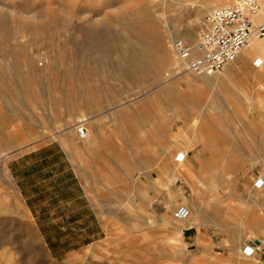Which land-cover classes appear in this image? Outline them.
I'll return each mask as SVG.
<instances>
[{"label":"rangeland","instance_id":"1","mask_svg":"<svg viewBox=\"0 0 264 264\" xmlns=\"http://www.w3.org/2000/svg\"><path fill=\"white\" fill-rule=\"evenodd\" d=\"M211 1L0 0V264H261L189 248L173 218L187 203L167 202L264 177V64L228 66V89L188 72L191 83L169 79L134 31L146 11L144 28L161 31L173 49L191 26L200 36ZM82 113L96 139L91 150L75 126ZM59 129L64 137L52 139ZM49 145L66 151L93 211L84 232L51 215L73 196L52 164L36 187L42 210L31 208L9 170ZM235 158L243 163L231 165Z\"/></svg>","mask_w":264,"mask_h":264},{"label":"crops","instance_id":"2","mask_svg":"<svg viewBox=\"0 0 264 264\" xmlns=\"http://www.w3.org/2000/svg\"><path fill=\"white\" fill-rule=\"evenodd\" d=\"M239 59L233 64L239 62ZM239 162L240 160L235 158L231 165ZM44 164H52V167L57 169L55 178L66 179L69 187H73L70 201H60L59 207L57 206L51 215L71 218L73 222L71 225L76 226V232H84L82 227L88 226L87 220L92 218L93 211L81 187L78 186L77 176L70 166L66 151L61 146H44L37 153L25 154L13 162L9 170L26 195L31 208L42 210L41 200L38 198L41 190L39 189L40 193L36 195V187L49 175L43 167ZM257 179L264 180V177L248 176L244 182L234 179L226 188V192L222 190L225 185L221 183L220 188L214 190L209 188V191H204L203 194L201 191L195 202L186 200L181 194H177L174 199L169 198L167 202L169 206L187 203V207L192 211L190 219L180 222L183 223L181 227L187 246L200 252L212 251L213 254L229 258L240 257L244 246L255 248L253 255L255 260L264 264V186L256 190L254 185ZM170 189L172 190L173 186ZM65 206L71 209L68 213L64 211ZM38 214L43 215L41 212ZM53 231L62 232L58 229ZM92 234L94 231L86 234V237ZM257 241L259 244H256Z\"/></svg>","mask_w":264,"mask_h":264},{"label":"built area","instance_id":"3","mask_svg":"<svg viewBox=\"0 0 264 264\" xmlns=\"http://www.w3.org/2000/svg\"><path fill=\"white\" fill-rule=\"evenodd\" d=\"M256 17L262 20L259 22ZM255 41H264V0H233L204 18L198 47L175 39L173 49L186 72L197 77H211L236 62ZM77 132L81 141L89 138L86 122L78 126ZM191 214L188 207L181 206L174 219L184 222ZM254 254L249 248L243 251L246 257Z\"/></svg>","mask_w":264,"mask_h":264},{"label":"bare ground","instance_id":"4","mask_svg":"<svg viewBox=\"0 0 264 264\" xmlns=\"http://www.w3.org/2000/svg\"><path fill=\"white\" fill-rule=\"evenodd\" d=\"M222 1H224V0H219V2H222ZM211 9H218V5H217L216 0L207 3L204 6V8L201 10V13H203L205 11H209ZM148 14H149L148 12L144 11L141 19L139 21L135 22V26H134V31L136 33L135 36H137L141 41H144L143 44L147 49L146 50L147 55L152 56L154 65H157L159 67L167 66L169 68V74L167 75V77H169V79H173L174 77L176 78L178 76L179 77L182 76L181 77L182 81L189 82L190 79H189V76L187 74H185L186 73L185 70H182V72H177L179 66L177 65V62H176L177 60H175V56H174L173 49H172L171 45L169 46V43L166 42L165 34L160 33L161 31L159 32L156 29L144 28L143 24H145V22L150 21V19L149 20L147 19L149 17ZM255 19L259 22L262 20L261 17H256ZM3 25H4V18L2 15H0V28H2ZM127 30L130 31V29H127ZM179 36H180L179 37L180 39L185 40L186 42H188L189 44H191L194 47H198L200 44V36L197 35V29L194 28V26L193 27L191 26V27L185 29L183 33L179 34ZM160 54L162 55V57H159L157 59V55L160 56ZM242 55L243 56H241V58H240L241 60H239L240 72H243L242 69L244 70V72H245L246 68L250 69L249 65H250L251 61L255 60V58L258 59L260 62H262V64H264V41H255L250 49L243 51ZM242 57H243V59H242ZM134 58H136V56L131 55L130 61H132ZM252 63H254V61ZM181 69H184V67H182ZM181 69H180V71H181ZM226 70L227 69L225 68L221 73H219L215 76L200 77L199 80L201 83H205L207 85L213 84L215 86L217 85L218 87L221 86L224 89H228V83L227 82L229 80H231L232 78H234V76H233V74H231L230 72H228ZM1 78L7 79L6 76H1ZM180 81L178 80L177 82L179 83ZM211 82H213V83H211ZM190 83H191V81H190ZM175 84L177 85V83H175ZM197 84L198 83H194V85H196L198 88ZM189 87L192 88L190 85H189ZM176 92H181V91H176ZM89 107H91V105ZM85 116L86 115H83V113H82V115L77 116L76 117L77 121L75 120L76 121L75 126H79L85 122L87 123L88 118L86 119ZM43 129H47V127L44 126ZM66 129L67 130L69 129L70 132L72 131L70 126L67 127ZM76 130H77V127H76ZM88 130H89V138L85 141H82V142H85V144L87 146V148H86L87 150H91V149H94L96 147V139L94 138V133H93L92 129L89 127ZM63 131L64 130H60V129L57 131H54L50 135V137L52 139H55V140H61L64 137Z\"/></svg>","mask_w":264,"mask_h":264},{"label":"water","instance_id":"5","mask_svg":"<svg viewBox=\"0 0 264 264\" xmlns=\"http://www.w3.org/2000/svg\"><path fill=\"white\" fill-rule=\"evenodd\" d=\"M256 244H259V242L257 241Z\"/></svg>","mask_w":264,"mask_h":264}]
</instances>
